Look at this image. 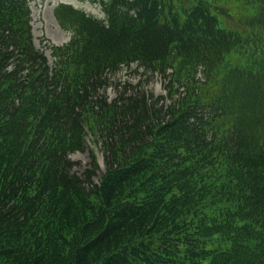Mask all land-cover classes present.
Wrapping results in <instances>:
<instances>
[{"label":"trees","instance_id":"16d2710c","mask_svg":"<svg viewBox=\"0 0 264 264\" xmlns=\"http://www.w3.org/2000/svg\"><path fill=\"white\" fill-rule=\"evenodd\" d=\"M247 1L264 36V0ZM102 10H55L73 34L50 67L26 0H0V264H264V57L228 70L249 45L202 0ZM135 62L169 103L100 94Z\"/></svg>","mask_w":264,"mask_h":264},{"label":"rangeland","instance_id":"374dc122","mask_svg":"<svg viewBox=\"0 0 264 264\" xmlns=\"http://www.w3.org/2000/svg\"><path fill=\"white\" fill-rule=\"evenodd\" d=\"M102 1L105 2L106 0H26L30 11L33 46L35 49L43 52L50 67L55 62L51 50L67 45L73 34L72 26L69 24L63 25L56 17V8L59 5H63L91 19L103 20ZM202 1L209 6L211 14L217 18L220 28L238 34L249 45V47L246 45L235 48L234 54L225 58L224 63L229 66L228 70L234 66L242 67L247 59H253L256 57L255 55H258L260 58L264 57V54H262L264 52L259 56L260 51H255L257 47H260V50L264 48V36L261 30L254 25V20L259 14L255 4L246 0ZM139 65L141 63L135 62L129 65V67L121 66L114 74L106 75L100 94L107 101H110L118 93L135 87L133 91L144 92L147 96L152 95L153 98L163 97L164 103H169L170 100L168 99L166 88L169 79H164L160 73L151 72ZM166 74H169V71ZM198 78L203 80L201 74H198ZM174 90H176V94L172 95L173 100L178 95V97L183 95L182 87ZM87 145L88 149H92L97 156L100 170L102 171L103 164L99 145L95 146L89 140ZM70 157L72 161L80 163V166L75 169L78 173L89 167L90 160L87 153H74ZM97 180L98 178H95L94 182H97Z\"/></svg>","mask_w":264,"mask_h":264}]
</instances>
